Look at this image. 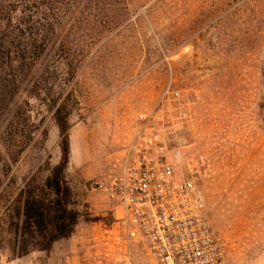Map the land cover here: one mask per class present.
Wrapping results in <instances>:
<instances>
[{"label":"rangeland","instance_id":"374dc122","mask_svg":"<svg viewBox=\"0 0 264 264\" xmlns=\"http://www.w3.org/2000/svg\"><path fill=\"white\" fill-rule=\"evenodd\" d=\"M150 118L198 186L227 264H264V0H0V264H111L89 182ZM79 218L48 251L9 249L17 196L61 157ZM100 240V241H99Z\"/></svg>","mask_w":264,"mask_h":264},{"label":"built area","instance_id":"2783aa9c","mask_svg":"<svg viewBox=\"0 0 264 264\" xmlns=\"http://www.w3.org/2000/svg\"><path fill=\"white\" fill-rule=\"evenodd\" d=\"M140 117L142 126L111 171L88 187L112 213L102 240L111 264H227V243L198 186L203 160L191 159L188 175L180 174L161 131Z\"/></svg>","mask_w":264,"mask_h":264},{"label":"trees","instance_id":"16d2710c","mask_svg":"<svg viewBox=\"0 0 264 264\" xmlns=\"http://www.w3.org/2000/svg\"><path fill=\"white\" fill-rule=\"evenodd\" d=\"M57 123L62 135L59 162L49 168L42 181H28L16 199L17 220L9 243V249L16 257L35 250H50L79 218L71 188L64 177L69 156L67 124L63 118L57 119Z\"/></svg>","mask_w":264,"mask_h":264}]
</instances>
